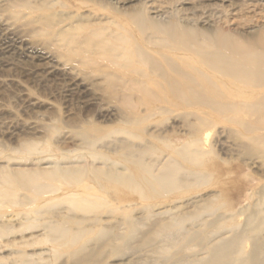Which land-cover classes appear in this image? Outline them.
Masks as SVG:
<instances>
[{
  "label": "bare ground",
  "instance_id": "bare-ground-1",
  "mask_svg": "<svg viewBox=\"0 0 264 264\" xmlns=\"http://www.w3.org/2000/svg\"><path fill=\"white\" fill-rule=\"evenodd\" d=\"M220 1L232 5L235 0ZM244 1L227 9L221 22L243 25L244 17L252 15V23H262L252 41L220 27L203 31L157 22L149 13L165 9L156 1L123 12L112 6L106 18L116 28L100 24L84 34L74 24L43 22L38 34L55 41L69 60L82 53L71 69L80 67L84 76L100 80L99 94L106 102L127 106L120 108L119 126L102 130L91 120L75 132L86 149L78 156L85 165L52 167L43 158L40 169L0 170V237L16 233L12 223L26 213L32 218L19 227L46 232L58 264H264V199L235 211L218 200L221 193L191 195L212 184L218 161L229 163L212 141L221 125L229 127L240 157L264 160V0ZM201 19L210 25L220 22L210 15ZM173 115L181 119L184 132L173 127L167 134L158 128ZM153 124L157 129L150 130ZM37 145L25 149L37 153ZM59 191L71 213L80 214L45 219L55 203L45 205L46 197ZM128 196L141 202L125 204ZM28 205V212L20 210L23 217L6 213ZM116 212V221L106 220ZM242 215L243 221H236ZM32 235L23 244H36ZM14 241L7 243L22 240ZM44 251L16 255L19 264H33L44 259L49 252ZM139 252L157 259L140 263L135 258Z\"/></svg>",
  "mask_w": 264,
  "mask_h": 264
},
{
  "label": "rangeland",
  "instance_id": "rangeland-1",
  "mask_svg": "<svg viewBox=\"0 0 264 264\" xmlns=\"http://www.w3.org/2000/svg\"><path fill=\"white\" fill-rule=\"evenodd\" d=\"M15 1L0 0V170L32 169V167L40 169L44 166L41 162L43 158L47 159L52 167L63 166L62 168H65L73 165H85V162L81 161L78 156L86 149L82 144L81 136L75 132H80L81 125H87V121L88 124L94 121L98 126L104 127V129L101 128L102 130H106V127L108 129L116 125L119 126L120 108L127 106L122 103L123 106H121L120 102H118L119 104L116 103L119 107L112 103L111 106L109 102L100 97L98 88L103 84L100 80L84 76L79 69L80 67L75 68L76 70L71 69V64L76 65L77 61L75 59L77 60L82 53H73L70 57L76 56V58L73 57L74 62H72V59L69 60V55H66L65 50L62 52L55 41L47 40L43 38L44 36L38 34L43 22L59 26L74 24L79 28V32L84 34L91 27L100 24L116 28L111 23H107L109 20L106 18L109 16V12L112 13L109 10L112 6L123 12L124 10L143 8L144 5L147 6L149 3L156 1L158 4L163 5L165 12H151L149 17L163 24H169L173 21L182 26L197 27L203 31L220 27L247 41H252L262 25V23H252L256 21V18H253L252 15H250L251 18L244 17V20H242L243 25L233 26L221 22L222 17H225V13L227 15L228 10L233 8V4L234 7L242 6V4L246 5L247 1L244 0H235L232 5L230 3L222 5L220 0H126L127 2L124 1L122 4H113L111 3L112 0ZM205 15L213 16L217 20L220 17V22L214 25L202 23L201 18ZM173 116L164 119L165 126L162 124L164 127L160 125L162 128L160 126L158 128L165 132L168 130L169 133H172L174 128L173 131L184 132L181 119L178 117L175 120L177 116ZM175 122L177 123L174 124ZM58 125L61 127L56 129L54 126ZM153 125V128L150 126V130L157 127L155 124ZM224 126L221 125L217 128V131L213 133L215 135L212 136V141L217 143V152L229 163L218 161L219 172L215 174L212 184L204 188L194 189L191 195L206 198L210 193H221L218 200L226 202L228 208L231 207L232 210L239 211L243 207H253L259 200L264 199V160L240 157L238 148L233 145L234 139L228 136L227 129L229 127ZM119 138L124 137L119 136ZM28 143L39 144L37 145L39 147L38 152L28 153L25 149V146L29 145ZM47 145L49 146L47 147ZM41 148H45V150ZM110 153L114 154L116 150L114 152L111 150ZM61 194H64V191L46 197L50 200H47L45 205L55 202L54 206H58L59 210L56 209L57 207L52 206L54 211H49L54 213L55 216L48 213L45 219L55 218L59 220L67 214H70L69 216L80 214L79 212L71 213L67 205L65 206L67 202L62 201L65 196L63 195V197ZM52 197L54 200L51 201ZM56 202L61 203L57 205ZM124 202L129 204L141 201L135 196H128L124 199ZM62 203L63 205H61ZM62 209L64 212H62ZM20 210L28 212L30 207L28 205V207L7 209L6 213L14 216L16 212L20 217L23 215ZM117 213L119 212L112 214V217L108 215L106 220L116 221L115 217H120ZM25 215L23 219L20 218L12 223L16 231L13 235H16V238L13 235L8 238L9 240L12 238L18 241L22 240L20 241L21 244H18V241V243L14 241L17 243L16 245L10 244L11 241L7 243V238L0 237V264H19L20 260L16 255L19 251L28 250L30 254H36L35 251H37V254H39L42 253V250L47 252V250L52 249L53 242L48 239L47 235L45 236L46 232L43 234V231L37 228L36 231L26 228L28 230L26 231L24 230L25 225H22L21 228L24 229L21 230L19 224L26 223L27 220L32 218L31 214L27 215L29 219ZM45 215L42 216V219ZM15 217L16 219L19 218L18 216ZM243 219L244 216L242 215L237 217L236 221H243ZM17 228L23 233L18 231ZM32 231L34 235H32ZM21 235H24V238H21ZM31 235L36 243L34 245L31 241ZM46 237L50 242H47ZM27 238H31L32 245L23 244L28 241ZM44 240L47 241L43 243ZM50 251V253L44 254V256L47 255L46 258L43 256L44 261L41 259L33 264H58L60 261H57L52 256V250ZM135 258L140 263L157 259L150 252H139L135 255ZM35 259L38 261L36 257ZM15 261L17 262L14 263ZM123 261L126 260H112L113 263Z\"/></svg>",
  "mask_w": 264,
  "mask_h": 264
}]
</instances>
